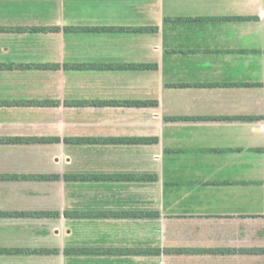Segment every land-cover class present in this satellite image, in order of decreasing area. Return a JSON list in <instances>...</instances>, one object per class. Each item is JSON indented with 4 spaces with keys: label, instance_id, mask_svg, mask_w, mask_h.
Instances as JSON below:
<instances>
[{
    "label": "crops",
    "instance_id": "0c3cea01",
    "mask_svg": "<svg viewBox=\"0 0 264 264\" xmlns=\"http://www.w3.org/2000/svg\"><path fill=\"white\" fill-rule=\"evenodd\" d=\"M13 138L0 264H264V0H0Z\"/></svg>",
    "mask_w": 264,
    "mask_h": 264
},
{
    "label": "trees",
    "instance_id": "16d2710c",
    "mask_svg": "<svg viewBox=\"0 0 264 264\" xmlns=\"http://www.w3.org/2000/svg\"><path fill=\"white\" fill-rule=\"evenodd\" d=\"M30 32H40V31H47L45 28H30L28 29ZM138 67H144V66H138ZM147 67V66H146ZM75 105H87V104H113V105H126V106H147L150 105L149 102H122V103H105V102H97V103H89V102H77L74 103ZM24 142V141H32V139H22V138H13V139H7V140H0V142ZM35 141V140H34ZM43 141V140H41ZM48 141V140H45ZM67 141V140H66ZM97 140H85V139H75L71 140L69 142L74 143H84V142H92ZM126 141H137V142H145L148 140L145 139H138V140H126ZM38 179V180H54L58 179V176H50V175H39V176H27V175H0V179ZM90 178V176L80 175V176H69L66 177V179H86ZM111 178V177H109ZM118 179H125V180H147L152 179L151 176H135V175H126V176H118ZM66 216H80L82 214L77 213H65ZM0 216H15V217H58L59 213L57 212H27V213H1ZM82 250H75V252H79ZM85 250H83L84 252ZM54 251L50 250H41V249H10V250H0V253H13V254H48L52 253ZM250 253L256 254V253H264V250H251Z\"/></svg>",
    "mask_w": 264,
    "mask_h": 264
}]
</instances>
